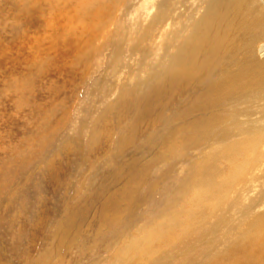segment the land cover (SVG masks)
<instances>
[{
	"label": "rangeland",
	"instance_id": "obj_1",
	"mask_svg": "<svg viewBox=\"0 0 264 264\" xmlns=\"http://www.w3.org/2000/svg\"><path fill=\"white\" fill-rule=\"evenodd\" d=\"M81 1L0 0V264H264V89L235 170L166 70L210 0Z\"/></svg>",
	"mask_w": 264,
	"mask_h": 264
},
{
	"label": "bare ground",
	"instance_id": "obj_2",
	"mask_svg": "<svg viewBox=\"0 0 264 264\" xmlns=\"http://www.w3.org/2000/svg\"><path fill=\"white\" fill-rule=\"evenodd\" d=\"M249 1L210 0L208 10L196 20L190 35L184 38L175 54H169L166 69L171 80L187 81L194 88H203L185 111L186 116L188 120L189 117L195 119L191 120L195 121L192 131L201 138H216L218 141L231 139L222 153L235 170L239 168L240 157L246 158L247 153H251L258 144L260 134L254 137L250 135L247 138L248 144L236 141L238 136L253 133L239 117L248 114L247 107L257 97L255 94H260L264 89V63L251 60L246 63L248 66L240 65L242 62L239 61L238 53L242 46L248 48V41L234 39L240 32L245 36L250 35L248 31L259 25V18L253 19L252 9L247 8ZM248 27L249 30H246ZM200 115L203 117L200 118ZM260 236L262 238H256L255 241L264 245L263 231Z\"/></svg>",
	"mask_w": 264,
	"mask_h": 264
}]
</instances>
